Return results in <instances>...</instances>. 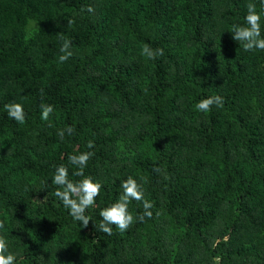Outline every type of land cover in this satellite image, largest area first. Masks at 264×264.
<instances>
[{
	"label": "trees",
	"instance_id": "16d2710c",
	"mask_svg": "<svg viewBox=\"0 0 264 264\" xmlns=\"http://www.w3.org/2000/svg\"><path fill=\"white\" fill-rule=\"evenodd\" d=\"M249 2L260 11V0H0V235L16 264H264V51L244 52L230 30ZM58 32L73 45L64 63ZM144 43L164 54L147 59ZM216 94L223 107L194 109ZM83 151L103 184L87 228L51 182L60 164L79 180L68 156ZM129 175L153 215L108 236L99 211Z\"/></svg>",
	"mask_w": 264,
	"mask_h": 264
},
{
	"label": "clouds",
	"instance_id": "9594fccd",
	"mask_svg": "<svg viewBox=\"0 0 264 264\" xmlns=\"http://www.w3.org/2000/svg\"><path fill=\"white\" fill-rule=\"evenodd\" d=\"M246 14L244 23H233L230 25L232 39L242 45L244 52L264 51V35L261 32V20L264 15V0H260V11H257V4L249 2L246 4ZM88 12L94 11L89 6ZM60 44L59 63L68 61L73 56L72 40L66 38L62 32L57 33ZM31 34H29L30 38ZM141 55L149 60H155L164 54L162 48L153 49L149 44L144 43L141 47ZM223 97L216 94L205 98H201L194 105V109L201 113H207L212 106L223 107ZM8 117L24 124L26 122V113L22 103L12 102L4 105ZM55 112L51 104L41 102L40 119L49 122L50 116ZM49 126L51 123L49 122ZM71 133L74 129L69 126L65 130H60L58 135L63 139L64 132ZM86 148L93 149L95 144L89 140ZM94 155L92 151H83L75 155L68 156L70 165L75 166L74 176H79V180L69 179V168L64 164L55 167L51 177L52 184L56 185L54 195L62 203L63 207L68 210V214L72 219L79 223L80 228H87L91 218L87 215V210L96 205V198L100 195L103 187L102 182L95 180L92 176L86 175L84 169L87 167L89 160ZM159 171V169H154ZM121 192L117 198L107 204L99 211L100 222L96 225L97 229L102 233L113 235V226L119 232L127 231L135 223L145 222V218L150 219L153 215V202L145 198L143 184L138 182L136 178L129 175L121 180ZM132 201L139 202L143 211L134 214L129 210ZM5 229V220L0 219V230ZM16 254L9 250V244L5 236L0 235V264H16Z\"/></svg>",
	"mask_w": 264,
	"mask_h": 264
}]
</instances>
